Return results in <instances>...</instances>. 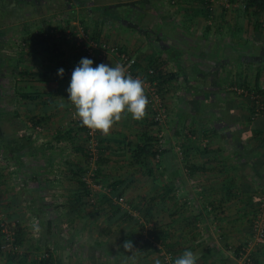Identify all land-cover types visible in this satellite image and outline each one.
<instances>
[{
    "label": "rangeland",
    "instance_id": "rangeland-1",
    "mask_svg": "<svg viewBox=\"0 0 264 264\" xmlns=\"http://www.w3.org/2000/svg\"><path fill=\"white\" fill-rule=\"evenodd\" d=\"M93 1L94 0H86L87 3ZM184 1L185 5H187L186 9L192 8L193 10L197 5L200 7L203 5L201 1L197 2V0H175L173 5L177 4V2H180L181 4V2ZM187 1L190 2L188 3ZM209 2L211 3V5H209L211 10L213 9L212 15L216 17V14L218 13L217 18H210L211 20H209V24L211 27L214 26L217 28L215 33L230 31L228 33L231 34L230 38L232 41L231 43H226L227 40L221 37V35H213L214 37L217 36L214 41L217 43L215 44L216 46L213 48V51L215 52V56L217 52L219 53V56H217L219 61H217L218 65L214 66L213 69L211 68L212 70L209 69L214 71L216 83L218 82L219 87H225L229 96H236L238 99H243L241 95L233 93L230 89L237 87L236 83L240 82L242 79L253 81L257 64L262 61L263 58L262 54H256L257 56L254 54L252 44L259 45L260 43H264V31H262V34L260 33L253 36L250 35V31H247L248 17L245 16V11L241 10L244 2L238 1L236 3H231L229 0H212V2ZM61 3L63 6L65 5L64 2ZM17 6L18 5L14 6L13 11L11 12L12 15L13 13H17L14 14L16 15L14 21H21L22 18L24 20L25 16H22L24 10H17ZM205 6L206 4H204V7ZM59 7L60 9H64L61 4H59ZM30 9L31 8H28V10ZM115 9V12H117L118 15L123 12L122 7ZM214 10H216V14ZM131 12H133L132 9H127L125 14L130 16ZM9 16L10 15L8 14L6 15L7 24ZM130 20L134 22L135 18L133 19L132 17H129L128 21ZM225 32L222 33V35L227 38ZM193 35L196 37V32ZM25 41H27V39ZM218 42L220 43L218 44ZM1 44L2 41H0V46ZM263 45L264 44H261L260 47L256 46L254 49L259 47L260 50H264ZM193 49V47L190 50L184 49L183 52L185 54L188 53L191 59H197L198 54L197 56H194L192 53ZM208 53L209 51L205 50L203 52L204 57L202 58L206 67L210 66V61L208 62L209 59H207ZM252 54L255 56H252ZM236 61H238V63ZM247 61H257V63L248 66ZM195 68V64L192 63L189 67V71L191 70L192 72H195ZM164 71L166 73L176 72L174 64L167 66ZM55 77L57 79L61 78L57 75H55ZM9 78L10 77L6 75L4 78L0 79V109L4 112L8 109H12L11 106L13 105L10 104L12 101L9 89L11 88V85L13 86L14 79L10 80ZM56 78H54V80H56ZM174 80L175 81L171 82L170 86H166L163 91L168 111L167 120L174 116L173 113H175L177 104L181 103L182 99L180 95L182 96V94L184 95V102L186 101L185 103H187L186 113L196 114L197 110V106L192 105L189 99L185 100V93L182 90V84L184 83L183 77ZM199 81L200 80H198V82ZM209 83L210 82H207L205 84ZM40 85L44 86L43 88H53L54 85L56 86L55 83ZM64 91H66L65 87L62 91L63 93L59 94L58 97H54L52 100L48 97L44 98L43 105L48 108V106L51 107L54 103L61 104L65 103V101L67 102V93L64 94ZM45 92L48 95V93L51 92V89H45ZM218 98H220V96L216 97L217 100ZM13 101V103L19 102L18 99ZM68 102V105L59 106L58 108H48L49 111H52L51 115H49V118H46L41 124L36 126L33 122L28 123V131L33 133L35 148L39 150L37 151V156L24 155L22 157L24 165L31 170L27 175H23L22 170L19 172L15 167V164H13V161L8 160L7 157L0 154V217H4L7 223H15L18 221L21 225L27 228L24 244L18 246L15 251L19 256L27 255V260L31 262L38 256L45 254L47 249L52 246L50 242L47 243L44 241L43 235H45L46 227H42L38 223V220L45 221L47 219H52L59 214L68 212L69 206H67V204L70 202V199L74 197V193L78 189L75 178L72 177L69 165H67V162L71 161L80 164L85 169L86 172L83 179H85L90 186V195L93 196L94 202L91 201V196L85 197L84 200L86 204L82 207L81 211L83 217L73 218L65 227L58 225L57 228L61 233L57 232V230H53L54 233L51 235V238L54 240L55 249L52 250V248H50V250L54 254L55 262L58 257H61L64 264H134L138 259H141L147 254L148 262L145 264H157V262H159V264H174L172 254H169L165 250H162L159 254H148L147 251L141 250L145 232H143V238H139V240L134 243L131 251L124 249L123 245L125 242L122 240L123 234L120 233L118 226L112 225L110 229L106 228V214L96 209V206L98 205L97 199L100 196L99 194L104 192L108 193L110 191L109 185L117 180L127 181V186L124 188V194L122 197L124 198V203L129 207L128 209H130L132 214L140 220L142 219L140 217L141 215L131 208V202L134 203L139 201L143 196L148 194L149 196L158 197V193H161L162 185L166 182L168 175H163L162 170L158 168V158L144 159L142 164L136 165L131 162L129 145L133 144L134 146L138 142L142 132L140 123L137 120L134 121L130 115H122L121 119L114 123L107 134H103L96 130L95 138L98 140V143H102L101 146L106 147V151L102 154L98 153L97 156L101 155L104 160L100 164L97 162V159L95 161H87L84 156L77 153L72 147L74 144H84L88 146L90 138L85 131L77 128L79 120L75 115V108L70 101ZM211 109L212 108H209L208 111L215 112V110ZM37 115H40V113ZM1 117L0 120L5 121V115H2ZM191 117L192 116H187L180 138V135L175 137V134H173V130H171L167 121L165 124L160 125L159 129H154L153 135L160 138L162 147H168L170 144H175L176 139L182 141L187 138L193 139L197 132L196 126L200 123L205 126L206 131H203L201 127L199 128L201 132H197L196 134L200 139L201 148H203L204 146L202 143L204 140H209L208 143H211L214 138V136L211 138L214 132L209 128L215 127L217 117L213 118V115L211 116L209 113L203 117L202 121L196 119L197 117H194L195 119ZM59 129H72L74 136L57 141L56 135ZM128 143L130 144L128 145ZM180 144L177 143L174 146L177 155L178 151L180 152V148L182 149ZM51 160H53V164L48 166L47 163ZM177 160L179 165H182L184 162V160L181 159L180 154L177 156ZM195 160L196 157L194 158V161ZM25 166L23 167L24 169ZM147 167L153 168V176H149L145 172ZM97 169L99 170L98 175L95 174ZM184 169L185 168H182L183 171ZM189 179L191 182L189 183L191 186V191L188 192L189 196H183L181 187H177L175 192L172 193L176 198V203L173 205H179V208L180 205H182L183 208L177 210L179 216L185 215L186 217H189L190 215L194 216L195 213V210L192 209L193 206L189 204V201H191V197L197 196L195 187H197L196 185L199 182L197 181L196 174ZM40 188L43 189V191H41ZM43 196L46 199H43ZM206 197L208 200L210 199L209 196ZM157 200L159 201V198ZM168 202L172 201L167 200V203ZM157 203H159L158 206H160V201ZM42 204L43 207H47V210H45L44 213H41V210L39 209ZM162 211L163 209H158L156 206V209L151 212L153 214L152 223L156 226L166 225L167 221L170 220L167 214L169 211L166 210L164 213ZM230 212L232 211H229V213ZM12 213H16L17 217L8 221V216ZM175 217L176 214L173 219H175ZM211 223H208L209 228L213 227V225H210ZM76 227L80 229V234H78L76 239L72 242L62 236L63 234L69 237L71 233L75 231ZM212 230H214V228H211V231ZM250 236L240 242L234 240L227 242L225 246H223L224 249L222 254L228 256L231 255L229 256L231 257V263L234 259L236 261L235 264H245L243 259L236 257L234 250L240 245H245L250 239ZM234 239H236V236ZM97 242L102 244L103 248H93ZM262 243L256 245L251 250L250 254L259 256V247ZM3 244H5V241L0 237L1 247ZM187 244L186 249H190V243ZM179 245H181V243H179ZM179 245H177V247H179ZM37 246H39V249L36 248ZM5 250L6 249L4 248L1 249L0 264H15L16 260L13 262L8 261L5 254L8 253V251ZM182 250L184 251L185 249L183 248ZM183 251L179 248V251L176 253L178 255L179 253H183ZM211 256L212 255H210L209 259L206 261H203L201 258L197 263L199 264V262H202L203 264H210Z\"/></svg>",
    "mask_w": 264,
    "mask_h": 264
},
{
    "label": "crops",
    "instance_id": "crops-1",
    "mask_svg": "<svg viewBox=\"0 0 264 264\" xmlns=\"http://www.w3.org/2000/svg\"><path fill=\"white\" fill-rule=\"evenodd\" d=\"M78 1L71 0L72 5L67 7L65 0H35L32 5L24 7L22 16L24 15L25 19L23 20L22 18L21 21H14L16 19V15L14 14L17 13H13V15L11 13L10 18L8 17V24L4 26L2 32L4 33V42L0 39L3 42V51L7 55L4 61H8L7 65L9 68L11 67L10 69H14L12 66H17L19 69L25 66L36 69L33 63H31L32 61H66L68 63V61H74L76 53L80 51L82 54L86 53L85 57L89 58L85 50L91 48L94 51V56L90 59L98 58L102 63L112 66L116 57L111 56L109 52L102 51L101 44L115 43V45H119L134 54L144 67L146 66L144 64L150 58L157 57L169 61L167 66L174 64L175 71H178L179 65L188 70L190 65L194 63L196 71L199 70V74L197 73L196 75L195 72H190L192 75H189V79L185 76H180L179 79L183 77L184 81L182 84L184 89L182 88V90L185 95L190 96L189 100L197 106L196 113L200 114L199 108L202 104L206 107L205 111H208L209 108H212L211 110L215 109V112L217 111L216 114L219 115L216 116V125L213 127L214 129L217 128L215 131L217 134H212L214 138L209 143V148L213 151L209 159L202 158L200 139H195V137L193 139L187 138L183 141L174 139L176 143L170 144V147L174 148L177 143H182L184 149L187 150L186 154L188 155L186 159L203 166V168L195 173L199 182L196 185L197 187H195L197 196L190 198L192 202L189 201V204L193 206L192 209L195 210L194 216L190 215L186 217L185 215L179 216V214H176L175 219H173L174 211L181 210L182 205L179 208V205H173V202H168L166 210L169 211L167 214L170 219L168 221L170 223L168 226L170 227L168 228L167 226V228L171 234L169 239L171 243L179 242L184 249H186L187 243H190L189 250L198 256V261L201 258L203 259L205 250L213 249L214 254H212L209 263L221 264L219 258L222 257L223 246L227 242L231 240L240 242L251 235V223L257 204L253 205L254 202L252 203V199H249V197L254 194L255 190L258 191L260 186L264 188V113L254 115L250 119L251 114L249 111L251 108L249 107V103L245 99L229 96L225 89L222 92L223 94L219 93L223 87H219L218 82L216 83L214 78L215 73L211 71L214 66L218 65L217 61H219L217 59L219 53L217 52L215 56V52L213 51L217 43L214 41L218 35H221V37L227 40L226 43H231V34L228 33L230 31H224L227 36L226 38L222 35L223 31L215 33L217 28L211 27L209 24L210 18H217L218 15L215 12L216 10H214L216 14V17H214L212 15L213 9L211 10L210 7L211 14L209 19L206 18L204 4L208 2V5H211L209 1L212 2V0H197V2L201 1L203 5L201 7L197 5L193 10L192 8L186 9L187 5H185V1L181 2V4L177 2V4L173 5L175 0H120L126 3L122 6L123 12L120 14L122 20L119 22H112L110 20L100 22L98 27H95L94 19L99 17V14L93 13L92 10L95 5L91 2L90 4L81 6ZM105 1L106 4L111 3L109 2L110 0H98L97 5L100 3L104 4ZM111 1L119 3L117 0ZM61 2H64L65 5L63 6ZM10 3L9 8L10 10L12 9L11 11H13L14 6L18 5L17 7H19V5H22L20 4L21 1L17 3V0H11ZM59 4L64 9H60ZM28 8L31 9L28 10ZM127 9L133 10L131 12L132 15L128 16L125 14ZM17 10L22 11L18 8ZM129 17L135 18V21H128ZM66 20H69V25L66 23ZM25 23H31L32 25L28 27ZM60 24L63 25V29L66 28L65 31L62 32L56 29ZM49 25H51L50 28ZM83 27L88 28V33L83 31ZM40 29H44L45 34L49 32L53 34V44L46 45L45 41L44 43L41 41L37 49L30 50L29 48L33 44L28 36L31 33H38ZM94 31L99 32V36L95 40L90 37ZM39 32L41 33V31ZM195 32L196 37L193 35ZM258 34L260 33L258 32ZM213 35H217L215 36L216 38ZM63 37L67 39L64 40ZM26 39L29 42L25 41ZM27 43H29V47L21 49V46ZM54 44L56 45L54 46ZM94 44H96L95 47ZM192 47L194 48L192 50L193 55L197 56L198 54L197 59H191L188 53L185 54L183 52L184 49L190 50ZM50 49L53 52H50ZM21 50L25 52L22 56ZM205 50L209 51L207 59H209L208 62L210 61V66L208 67H206L202 59ZM60 51H62L61 55L59 54ZM16 61H28L29 63L23 62L18 66ZM36 66L38 67V65ZM9 68H7L6 74L12 80L15 78V74H11ZM60 68L65 69L63 66H60L58 69ZM209 68L212 69L210 70ZM55 75H57V70L49 72L48 75L50 84L55 83V87L43 88L44 86L35 81L33 88L40 91L51 89V92H55L59 85L58 83L64 77L63 75V77L57 79ZM17 78L19 79L20 77ZM198 80L200 81L198 82ZM207 82L210 83L205 84ZM247 82L252 83L251 80H247ZM216 94L220 98L215 101ZM10 95L13 97L12 93ZM56 95L55 97L59 96L58 93ZM47 96L46 94L45 97ZM183 96V94L182 96L180 95L182 100L180 104H177L175 113H173V119H181L185 116L187 103H184ZM209 97H211V100L207 101ZM14 99H11V105ZM220 100L221 103H219ZM48 112L51 115L52 111ZM35 113L39 112L36 111ZM169 125L171 130H173L172 124L169 123ZM197 125L198 133L201 132L199 129L201 127L203 131L205 130L204 125L200 123ZM182 128L183 126H180V130ZM213 128L209 129L213 130ZM239 130H243V132L240 134V132L238 133ZM254 130L255 132L260 131L261 136H257ZM172 132L175 134L174 130ZM181 133L175 134V137L180 135V138ZM254 156H259L255 158L256 161L254 160ZM195 157L196 160L194 161ZM260 169L263 172L262 177H258L256 173ZM181 172L186 177L187 182L185 186H181V191L183 196H189L188 192L191 191L189 173L183 170ZM227 187L232 188L233 192L236 193V196H233L230 200L224 199V190ZM206 196H209L210 199L208 200ZM68 204L67 206H69ZM40 208L43 209V204ZM229 211L232 212L229 213ZM208 223H211L210 225H213V227L209 228ZM211 228H214V230L211 231ZM62 236L69 240V237L66 235L62 234ZM235 236L236 239H234ZM52 246L55 249L54 244ZM52 246L50 247L52 248ZM229 256L223 255V258ZM257 257L260 259V264H264V242L259 247V256ZM147 258L146 254L134 264H145L148 262ZM232 261L236 263L234 259ZM199 264L203 263L199 262Z\"/></svg>",
    "mask_w": 264,
    "mask_h": 264
},
{
    "label": "trees",
    "instance_id": "trees-1",
    "mask_svg": "<svg viewBox=\"0 0 264 264\" xmlns=\"http://www.w3.org/2000/svg\"><path fill=\"white\" fill-rule=\"evenodd\" d=\"M11 0H0V39L3 41L4 38V33L3 29L4 26L7 24V19L6 15H11V10L9 9V5ZM21 1V3H20ZM67 2L66 6L69 7L72 5L71 0H65ZM101 1V0H99ZM119 3H113L115 1H109L111 3H107L106 1L104 4L100 3L97 5L98 0H94L92 3L95 5L93 7V13H98L99 17L94 19L95 21V27H98L100 22H107V20H110L112 22H119L122 20V17L115 12L114 8L117 7H122L124 4L120 0H117ZM231 3H236L238 1L244 2L243 6L241 7V10L245 11V16L248 17V30L251 32V36L256 35L259 33H262L264 31V0H229ZM20 3L22 5H19L17 7L18 9L24 10L25 6L32 5L35 0H17V3ZM80 2V3H79ZM78 3L83 6L90 4L86 2V0H79ZM206 6L204 9V13L206 14V18L208 19L211 10L210 6L208 5V2H205ZM130 4V3H129ZM16 8V7H15ZM2 12V13H1ZM69 20H66V23L68 24ZM26 26L30 27L32 25L31 23H25ZM69 25V24H68ZM67 25V26H68ZM20 26V25H19ZM51 25H49V28ZM63 25H58L56 29L59 31H65L66 28H62ZM48 28V29H49ZM41 31V33L39 32ZM38 33L36 34H28L29 39L32 41L33 46H30V50L37 49L39 46V43L41 41L44 43L46 42V45L52 43V33H44V29H40ZM83 31L88 33V28L83 27ZM94 31L91 33V39L95 40L99 36V32ZM42 36V37H41ZM64 40H66V37H63ZM28 41V40H27ZM4 42V41H3ZM3 42L0 46V79L4 78L6 74L7 68L9 66L7 65L8 61H4L5 57L7 56L5 51H3ZM56 44H54L55 46ZM29 47V44H25L21 46V49H25ZM256 46H261V44H252L254 54H262V61L258 62L257 68L253 77L252 83L247 82V80L242 79L240 82H237L236 85L239 88H243L246 90L248 93H252L253 95L257 96L260 98V100L264 103V50H260L259 47L254 49ZM48 47V46H47ZM264 47V45H263ZM258 50V51H256ZM21 56L25 53L24 50H21ZM50 52H53L52 49H50ZM86 52V50H85ZM60 55L62 54V51L59 53ZM85 54H82V52H77L75 55V60L74 61H32L35 68H29V67H23L22 69H19V67L15 66L10 69L11 74H15V78L13 80V86L11 85V88L9 89V94H13V97L11 99L15 98L14 100L18 99V103H13L12 109H8L6 112L1 111L0 109V118H2V115H5V121L0 120V154L2 156L7 157L8 160L13 161V164H15V167L19 172L22 170L23 175H27L29 171H31L28 167H26L22 161V157L24 155L28 156H37V151L39 149L35 148V145H33L35 142L33 140V133L28 131V123L33 122L34 124L39 125L41 124L46 118H49V107H45L44 104V98L46 95L45 91H40L38 89H34V82L36 81L39 84L47 85L50 83V80L48 79L49 72H52L53 70H58L60 66L65 67L64 69V77L61 80L60 83H58V87L55 90V92H49L48 96L49 99H53L55 95L63 93L62 91L68 88L69 82L71 79V73L74 70L75 66L79 63L81 58H85ZM252 54V56H255ZM256 55V56H257ZM94 61L93 66L95 67L97 64L102 63L100 59L98 58H93ZM17 65L19 66L23 62H28V61H16ZM169 61H166L162 59L161 57L157 58H150L145 66L147 68L151 67L154 69V74L152 75L151 79L152 80H157L158 81V91L161 92L162 97L163 96V91L166 88V86H169L171 82L174 81V79L179 78L180 76H185L186 78H190L189 75H192V71H189V68H182L181 65L178 66V71L176 72H170L166 73L165 67L168 65ZM238 63V61H236ZM248 66L254 65L257 63V61H247ZM29 63V62H28ZM32 65V67H33ZM38 65V67L36 66ZM139 67H142L141 61H137V63L134 66V70L138 69ZM187 70V73H186ZM199 71V70H198ZM198 71H195V74L197 75ZM191 72V73H190ZM194 72V71H193ZM199 74V73H198ZM17 77H20L19 79ZM20 82V83H19ZM189 82V80H188ZM191 89H193L191 86H189ZM225 87L220 89L221 94H223V90ZM235 94H238L236 91H234L232 88L230 89ZM45 93V94H44ZM67 91H64V94H66ZM241 95V94H240ZM11 96V95H10ZM47 96V97H48ZM68 96V94H67ZM217 96V94H216ZM243 99L246 100V102L249 103V107L251 110L249 111L251 116L249 117L250 119L254 117L255 115V101L254 99L251 98V96H243L241 95ZM190 99V96L185 95V100ZM1 100V97H0ZM165 100V99H164ZM204 100V99H203ZM201 100V101H203ZM211 97L208 98L207 101H210ZM217 99H215L216 101ZM190 101V100H189ZM1 102V101H0ZM14 102V101H13ZM57 102V101H56ZM186 102V101H185ZM184 102V103H185ZM191 102V101H190ZM218 102V101H217ZM225 103L224 101H222ZM192 105H194L193 102H191ZM221 103V100L220 102ZM69 102L65 101V103H54L50 108H58L59 106H64L68 105ZM186 104V103H185ZM1 106V105H0ZM196 106V105H195ZM1 108V107H0ZM205 105L202 104V106L199 108V113L196 114H191V113H185L184 117L181 119H169L167 121L168 123H171L173 126V130L175 134H180V126L184 127L187 116H192L191 118L197 117L196 119H199V121L203 117L209 113L211 116L213 115V118L218 116L216 112L213 111H205ZM215 108V107H214ZM24 110V111H23ZM215 110V109H214ZM39 112L40 115H37ZM25 112V113H23ZM220 112V111H219ZM261 113H264L261 112ZM151 112L146 108V114L145 116L139 120L138 122L140 123L141 126V134L138 142L133 146V144L128 143L129 149L131 151V162L132 164H142L144 159H155L158 158L157 165L158 168L162 170L163 175H168V178L166 179V182L162 185V191L161 193H158V197L154 196H143L139 201L136 202H131V208H133L136 212H138L141 216V220L137 218L135 215L132 214L130 209L122 207L119 203H117L118 199L123 196L124 194V188L127 186V181L126 180H117L113 181L109 186V192L106 193H101L99 194V198L97 199V206L96 209L98 211H101L102 213L106 214V228H111L112 225L118 226L120 229V233L123 234V242L126 241H131L132 244L139 240V238H143V243H142V248L141 250L147 251L148 254L151 253H157L159 254L162 250L167 251L169 254H172L173 259L179 257L178 255H181L182 253H179L177 255V251H179V248L181 251H183L182 246L179 245V242H174L171 243L169 241L171 234L168 231V228L170 226V223L167 221L166 225H160L156 226L152 222L153 220V214L151 213L156 209V206L158 209H163L166 211V204L167 200L172 201L173 203H176V198L175 195L172 194L175 192V189L177 187L185 186L187 184L186 182V177L182 174V168L184 169V172L188 171L189 178H192L195 173L203 168V166L197 165L195 162H190L187 158L186 154V149L181 144L182 149L180 148V152L178 151V155L181 153V159L184 160L182 165L178 164L177 160V153L174 148L168 146V147H162L160 143V138L156 135H153V130L154 129H159V124L153 120L152 117H150ZM168 117V116H167ZM195 119V118H194ZM78 129L83 130L86 132L87 136L88 134V127L86 126H81L80 121L78 123ZM217 128H213L214 134L216 135L217 132H215ZM193 132V131H192ZM240 134L243 132V130H239L238 133ZM255 132V130H254ZM197 133V132H196ZM195 133V139H199L198 135ZM257 136H261V132H255ZM220 134V133H219ZM73 130H58L56 139L57 141H61L63 139L71 138L73 137ZM213 138V135L212 137ZM209 141V140H208ZM102 143H98V153L102 154L103 152L106 151V147L101 146ZM132 145V146H131ZM73 149L77 152L80 153L84 158L89 161L92 160V156L90 154V149L89 146H86L84 144H74ZM210 144L207 143L206 147L202 148V158H210V154L213 153L211 149L209 148ZM43 148V147H42ZM189 157V156H188ZM259 156H254L255 158H258ZM59 158V157H58ZM104 159L102 156H98L97 162L100 164ZM253 160V162H255ZM49 165L53 164V160L49 161ZM67 165H69V169L71 172L72 177L75 178V181L78 185L77 191L74 193V197L70 199V204H69V210L65 214H59L57 215L58 217H54L52 219H47L45 221L39 220L38 223L42 227H46L45 230V235L44 236V241L47 243L50 242L52 245L54 244L53 238H51V235H53V230H57V232L61 233V231L58 230V225L65 227L72 221V219L76 217L82 218L83 216L81 215L82 207L86 204L85 202V197H90V186L86 182L85 179H83V176L85 175V169L80 165L76 164V162H71L68 161ZM25 166V169L23 168ZM182 166V167H181ZM181 167V168H180ZM23 168V169H22ZM24 172V173H23ZM145 172L149 176L154 175V170L153 168H146ZM99 170L97 169L96 175H98ZM258 177H262V169L256 171ZM41 189V188H40ZM43 191V189H41ZM225 193V200H230L233 196H236V193L233 192L232 188L227 187L224 190ZM264 195V188L259 187L258 191L255 190L254 194L250 195L249 199H252L253 205L258 204L261 200V197ZM252 196V197H251ZM159 198L160 201V206L159 202L157 199ZM43 199H46L43 196ZM257 206V205H256ZM256 206L254 209V213L256 210ZM41 213H44L45 210H47V207H43L41 209ZM206 210V209H205ZM97 212V211H96ZM158 212V211H157ZM177 210L174 211L173 217L175 214H177ZM17 214L12 213L9 214L8 216V221L10 219L16 218ZM1 220H4V217H0V223ZM7 222V221H6ZM11 224V223H10ZM168 226V228H167ZM26 227L21 225L20 222L16 221L15 222V227H14V240L12 242L13 248L8 251V253H5L7 256V259L9 262H13L16 260L15 264H64L63 259L61 257H58V259L55 262V257L53 252L49 249H47V252L43 255L38 256L35 260L29 262L27 260V255L24 256H19L15 249L18 246H22L25 242V234H26ZM145 232V234L143 233ZM80 234V229L76 227L75 231L71 233L69 236V240L72 242L73 240L76 239V236ZM144 234V235H143ZM0 237L3 239L4 236L1 233V225H0ZM75 244V243H74ZM179 245V247H177ZM55 247V244H54ZM243 245L238 246L234 252L237 258L241 257V250H242ZM39 249V246L36 247ZM93 248H98L101 249L103 248V245L100 244L99 242L95 243ZM1 245H0V253H1ZM53 250V246H52ZM186 250V249H185ZM214 254L213 249H207L205 250V254L203 255V261L208 260L209 256ZM222 257L219 258V261L221 264L224 263H230V264H235L234 261L231 263V259L229 257L223 258V254L221 255ZM251 260L253 264H260V259L254 254L251 255ZM138 264V263H137ZM210 264H213L212 262Z\"/></svg>",
    "mask_w": 264,
    "mask_h": 264
},
{
    "label": "clouds",
    "instance_id": "clouds-1",
    "mask_svg": "<svg viewBox=\"0 0 264 264\" xmlns=\"http://www.w3.org/2000/svg\"><path fill=\"white\" fill-rule=\"evenodd\" d=\"M90 58H81L71 73L67 100L75 108L81 126L107 134L122 115L141 120L149 103L142 79L134 78L117 64L115 67L100 63L95 67ZM63 77L64 69L57 70ZM124 249L131 251L133 244L126 241ZM198 256L186 249L174 259V264H197ZM159 264V262H157Z\"/></svg>",
    "mask_w": 264,
    "mask_h": 264
},
{
    "label": "built area",
    "instance_id": "built-area-1",
    "mask_svg": "<svg viewBox=\"0 0 264 264\" xmlns=\"http://www.w3.org/2000/svg\"><path fill=\"white\" fill-rule=\"evenodd\" d=\"M96 44H94V47ZM102 51L109 52V54L116 57L115 62L113 63V67H115L117 64L122 66L126 73L130 74L134 78L138 77L143 80L144 82V88H145V94L148 97L149 103L147 105V109L151 112V117L154 121H156L159 126L165 124L168 111L167 106L165 103L164 98L162 97V94L160 91H158V81L152 80L151 77L154 74V69L149 67L146 69V67L142 66L138 69L134 70V66L138 61V58L128 52L127 50L123 49L122 47L115 45V44H108L103 43L101 44ZM86 52L89 56V58L94 56L93 49L89 48L86 49ZM146 65V64H145ZM147 66V65H146ZM234 91H236L239 95L245 96H251L252 99H254L255 103V115L260 114L264 111V103L260 100L259 97L253 95L252 93H248L243 88L239 87H233ZM79 120V119H78ZM88 134H89V149L90 154L92 156V160L97 159L98 155V140L95 138L96 130L88 128ZM208 143V140H204L202 143L204 147H206ZM181 155V153H180ZM91 201L94 202V198L92 195ZM122 207L129 208L124 203V198L120 197L117 201ZM1 233L4 236L5 244L2 245V248L6 249L5 251H9L13 248V240H14V227L15 223H7L4 220H1ZM264 242V195L261 197L260 202L256 206V210L252 219L251 223V236L250 239L247 241L245 245H243L241 250V259L244 260L245 264H253L251 260V250L258 244Z\"/></svg>",
    "mask_w": 264,
    "mask_h": 264
}]
</instances>
